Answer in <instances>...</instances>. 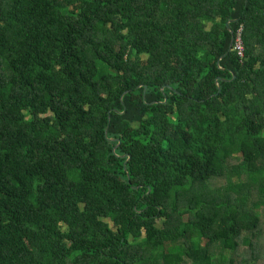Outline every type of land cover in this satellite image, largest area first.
Segmentation results:
<instances>
[{
	"label": "trees",
	"instance_id": "obj_1",
	"mask_svg": "<svg viewBox=\"0 0 264 264\" xmlns=\"http://www.w3.org/2000/svg\"><path fill=\"white\" fill-rule=\"evenodd\" d=\"M263 219L264 0H0V264H257Z\"/></svg>",
	"mask_w": 264,
	"mask_h": 264
},
{
	"label": "rangeland",
	"instance_id": "obj_2",
	"mask_svg": "<svg viewBox=\"0 0 264 264\" xmlns=\"http://www.w3.org/2000/svg\"><path fill=\"white\" fill-rule=\"evenodd\" d=\"M262 222L264 223V219H263ZM244 235H245V237L250 239L248 233H245ZM252 240L254 241L255 239H252ZM256 242H258V243L263 242L264 243V232H262L261 237ZM255 247H258V245L255 244ZM263 248H264V245H263ZM213 249H214V252L217 253L218 248H213ZM249 251H250V249L248 248V246L245 243H240L239 246L237 247V249L234 252H231V251H228V250L223 251V260L219 262L218 260H216V258H217L216 257L215 260H214V263L215 264H225V263H227L228 258L231 257V256L234 257V261L235 260L236 261L240 260L243 257H249V253H250ZM256 263L257 264H263L264 263V258L260 257Z\"/></svg>",
	"mask_w": 264,
	"mask_h": 264
},
{
	"label": "built area",
	"instance_id": "obj_3",
	"mask_svg": "<svg viewBox=\"0 0 264 264\" xmlns=\"http://www.w3.org/2000/svg\"><path fill=\"white\" fill-rule=\"evenodd\" d=\"M242 26L240 25L232 36V49L235 51L239 61L242 62L244 59V46L241 37Z\"/></svg>",
	"mask_w": 264,
	"mask_h": 264
},
{
	"label": "water",
	"instance_id": "obj_4",
	"mask_svg": "<svg viewBox=\"0 0 264 264\" xmlns=\"http://www.w3.org/2000/svg\"><path fill=\"white\" fill-rule=\"evenodd\" d=\"M231 45H232V39H231V41H230V47H231Z\"/></svg>",
	"mask_w": 264,
	"mask_h": 264
}]
</instances>
